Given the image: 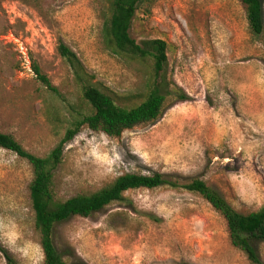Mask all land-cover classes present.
Segmentation results:
<instances>
[{
  "label": "rangeland",
  "instance_id": "1",
  "mask_svg": "<svg viewBox=\"0 0 264 264\" xmlns=\"http://www.w3.org/2000/svg\"><path fill=\"white\" fill-rule=\"evenodd\" d=\"M264 7V0H263ZM103 0H2L0 131L47 155L80 114V85L57 51L76 53L92 83L117 94L147 93L149 60L120 56L103 43ZM137 42L161 39L167 62L162 116L119 137L81 126L54 171L60 199L93 191L118 175L198 177L238 212L264 204V32L254 36L239 0H155L138 9ZM34 66L57 94L38 80ZM29 163L0 148V264H42L29 195ZM89 217L55 226L53 239L72 264H251L231 246L223 217L198 194L160 186L124 193ZM264 260V243L259 246Z\"/></svg>",
  "mask_w": 264,
  "mask_h": 264
},
{
  "label": "trees",
  "instance_id": "2",
  "mask_svg": "<svg viewBox=\"0 0 264 264\" xmlns=\"http://www.w3.org/2000/svg\"><path fill=\"white\" fill-rule=\"evenodd\" d=\"M103 1L107 7L102 26L104 45L120 56L150 62L151 80L145 96L134 102L139 95L117 94L101 84L92 83L76 53L59 42L58 54L70 66L74 79L80 85L82 100L89 106L90 113L80 114L59 143L45 156L27 151L12 135L0 131V148L15 153L31 167L32 180L28 188L34 225L43 253L42 264H72L64 259L54 243L53 234L57 224L71 217H89L114 202L125 203L124 193L129 190L160 186L181 188L198 194L223 217L231 246L241 251L251 264H264L259 254V246L264 243V204L254 211L238 212L218 191L198 177L181 182L162 173H124L93 191L82 192L67 199H60L55 195L54 171L62 161L64 144L74 137L81 126L85 125L93 132H102L116 138L138 124L158 120L165 106L166 88L158 78L167 62V44L161 39L137 42L130 36L132 21L138 9H143L146 14L150 13L155 0ZM239 1L244 7L250 32L254 36L261 35L264 32L263 0ZM1 2L2 0L0 11ZM7 32L8 27L2 24L0 35ZM34 70L47 90L57 94L56 88L40 73L37 66H34ZM0 252L12 262L9 251L1 242Z\"/></svg>",
  "mask_w": 264,
  "mask_h": 264
}]
</instances>
